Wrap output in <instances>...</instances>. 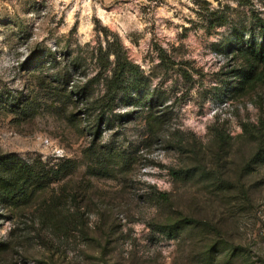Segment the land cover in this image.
Listing matches in <instances>:
<instances>
[{
  "label": "rangeland",
  "instance_id": "obj_1",
  "mask_svg": "<svg viewBox=\"0 0 264 264\" xmlns=\"http://www.w3.org/2000/svg\"><path fill=\"white\" fill-rule=\"evenodd\" d=\"M2 161L0 264H264V0H0Z\"/></svg>",
  "mask_w": 264,
  "mask_h": 264
},
{
  "label": "trees",
  "instance_id": "obj_2",
  "mask_svg": "<svg viewBox=\"0 0 264 264\" xmlns=\"http://www.w3.org/2000/svg\"><path fill=\"white\" fill-rule=\"evenodd\" d=\"M109 54V52H107ZM115 60L113 61V67L110 70L111 76H107L104 80L105 94L99 100L102 104L103 110L101 112V120L107 115L111 106L116 100L117 93L120 91L121 84H123L128 72H130L129 65L125 58L122 57L121 49L113 51ZM108 63L105 67L112 65L109 62V58L106 57ZM110 64V65H109ZM109 65V66H108ZM100 131H96L94 136H100ZM0 191L9 198L15 197L16 193L23 194L29 188L27 187L34 180H42L37 175L36 170L24 162L9 163L7 161L0 162ZM165 198V197H164ZM167 199V197L165 198Z\"/></svg>",
  "mask_w": 264,
  "mask_h": 264
}]
</instances>
